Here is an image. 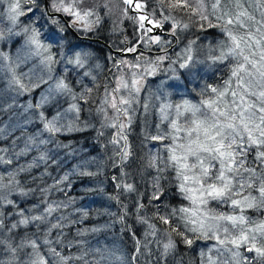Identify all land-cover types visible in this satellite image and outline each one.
<instances>
[{
    "label": "snow or ice",
    "instance_id": "obj_1",
    "mask_svg": "<svg viewBox=\"0 0 264 264\" xmlns=\"http://www.w3.org/2000/svg\"><path fill=\"white\" fill-rule=\"evenodd\" d=\"M8 8L6 11L7 19L11 24L17 23L18 17L24 16L27 13L35 15L39 12L38 20L42 19L50 25L56 26L59 32H65L68 28H75L77 31L83 29L85 32L93 30L94 26L99 25L102 17L98 14L97 8L99 5L93 7H85L87 0H24V4L27 5V11L22 9L21 0H6ZM264 2V0H262ZM123 3L136 9L146 7L149 3H155L158 7L153 8L151 12L139 16V28L145 30L147 40L142 36L140 39L145 43L151 42L153 44L160 45L162 50L166 52L164 45H169L171 42L162 39L160 35H147L153 33L154 29L164 28L165 23L172 21L170 26L169 34L174 38L178 31L187 30L189 24H180L175 21V18L171 15V10L187 11L191 10L192 16H198L200 21H209V16L204 14L205 4L204 0H195L196 7H192L189 0H144V3L136 2V0H123ZM241 0H214L210 4L211 15L215 16L217 20H223L225 23L222 26V31L226 33L231 45L228 47V51H221L218 56H210L209 58L213 62H223L228 59L229 56L233 58L243 57V63H238L235 67L231 76L237 77L238 87L242 88V92L239 95V100L236 99L237 92L232 91V100L229 102L230 107H226L221 110L217 106L216 101H201L198 105H192L189 102H184V108L186 112H190L193 119L190 121L191 127L183 128L177 124L176 120L170 121L172 129L176 132L185 131L187 133L188 144H180L177 147L183 150V155L177 156L175 154V147L172 145H165V150L169 153L167 161H161L164 167H158L156 161L157 157L153 156L149 162V167H157L159 173H163L166 168L171 167L175 172L174 183L176 186L177 193L184 197L186 200L191 202L190 207H179L172 208L167 214L161 215L159 212V205H157V212L155 216L164 224H171V231H167L168 241L163 245L164 253L162 257L167 255L169 249H175L177 240H174L173 234L179 238V242L191 247L199 239L204 240H216L219 245H223V249H218L217 259H213L212 256L201 252L202 257H206L207 264H252L246 257L238 251L241 246H245V250L248 253H255L256 258H260L261 264H264V221L256 223L252 221L250 217H247L244 212L245 209H264V49L261 50L260 58L257 61L250 60L249 56L243 55V48H241V42L245 40L243 36L237 37L228 28V25L234 22L239 25H244L242 16L247 15L245 11L235 13V21L233 19L232 7H241ZM107 7V3L103 5ZM160 10L167 11L168 14L163 15L162 19L152 20L149 16H156ZM128 9H125L127 12ZM219 11V15L216 13ZM264 16V13H262ZM135 19L134 17H132ZM249 20H254L253 16H248ZM63 21V23L61 22ZM145 23L151 25V27H145ZM195 26V21L192 22ZM264 24V20L261 21ZM201 29L204 28V24L198 25ZM217 25L211 23L207 24L208 28H214ZM257 31H259L257 29ZM10 34H13L12 28L8 29ZM22 32L26 34L27 38L24 41V46L28 47L29 53L35 56L43 57L41 64H43L47 70L48 79H52V65L58 63L50 54L51 45H45L39 39L40 32L37 28L32 26H25ZM30 33V34H29ZM19 36L21 33H14ZM248 37L252 36V32L247 33ZM5 34L0 31V40H4ZM196 43L195 40L189 41L188 46L184 49L186 55L183 57V62L179 64L180 68L189 67V62L193 60L191 53L192 45ZM247 47L252 45L245 41ZM256 44L259 45L260 41L256 40ZM42 50V51H41ZM127 51H136L135 48H129ZM44 53H49L44 55ZM89 53L87 52H76L74 57L69 59V64H75L78 67L83 68L87 61ZM0 58L3 60L11 61V57L4 53H0ZM27 57H25L26 59ZM138 61L143 59V54L137 57ZM166 59H170L166 55L158 56L154 61H151L152 67L144 69L148 75H153L156 72V68L159 64ZM17 61L24 62L21 60L19 55ZM118 65L127 64V61L121 60L117 62ZM246 65H250L252 71L246 68ZM259 65V67H258ZM18 66V64H17ZM12 72L11 85H17V91L31 92L34 89L40 88L42 84H46L48 81L44 79V76H36L34 79L29 78L27 84L22 82V79L15 73V67L12 63L5 65ZM133 68H139L140 64L130 65ZM171 67V65H169ZM243 72L245 75H240ZM28 76V74H23ZM87 75V73H86ZM135 75V74H133ZM247 77V79H245ZM95 79V78H93ZM231 77L228 81H225V86L229 85ZM131 88H129V82L123 79L117 80V86L112 88L111 92L108 91V86L105 85V98L101 101V107L97 109L98 113L103 114L104 122L101 123V129L112 127L116 128L117 132L114 134L110 143H119L117 137L125 141V147H127V136L124 135L123 129L125 128L124 123L117 125V121L120 120L121 114L128 116L129 111H135L131 109L132 103L135 101L133 92L139 93L140 86L137 79L131 81ZM212 93H217L218 97H224L228 92V88L225 87L224 91H218L216 87L207 85ZM128 90V97L124 95L117 97V93L122 90ZM256 89H259L257 91ZM51 94L55 92H67L71 93L72 89L64 82L63 79L57 80L54 86H49L48 89ZM87 93H91L92 89H86ZM81 99H84L82 94ZM254 98V99H253ZM73 99L76 96L73 95ZM49 100L48 96L41 95L39 103L32 105L29 103V108L39 109L44 103ZM107 105V107H104ZM147 110V105L144 106ZM172 107L171 105H163L161 107V113H164V109ZM108 108H111L113 115H108ZM177 116H180L179 112L180 105H176ZM202 108L210 109L208 111H202ZM75 110L79 113L81 109L78 105L73 104L70 106L68 111ZM199 114V115H198ZM61 113H57L51 120L45 118L44 113H39V118L44 122V130L50 134L59 133L62 131L76 132L84 131L88 125L83 128L77 126L78 117L76 120L60 123ZM163 120L168 119L167 114L162 118ZM128 123H131V117L129 116ZM159 127V126H157ZM203 131L204 139L201 140L200 133ZM99 136H103L104 132L101 130L98 133ZM195 136V139L192 137ZM171 138L175 141L176 137L168 134H158L151 136L150 139L156 141H164L165 139ZM29 143L35 144V140L29 138ZM41 144H46L48 141L41 140ZM58 147L68 148L71 145L58 144ZM27 149V146H26ZM255 155L250 161L249 155L252 153ZM22 154V153H20ZM17 154V155H20ZM117 155H121L122 160L126 159L130 152L121 150ZM191 158V162L189 159ZM40 160H47L46 155H41ZM0 163L11 164V160H5L0 157ZM56 163V161H53ZM256 165L259 166V171ZM34 164H29L27 168L21 166L15 172L8 173L7 177L0 174V209H3L5 205L10 206L13 211L9 212L8 215H15L19 217L14 223L7 226V231L19 228L20 226H28L34 224L37 233L40 232L41 225L47 224L48 227L43 233L44 239L38 243L39 237L35 239H29L25 236L19 245L12 246L9 242L5 245L6 251L11 253V259L6 264H21L17 259V252L25 247L32 249L31 253H28V258L22 262V264H48V259L40 252L41 246L48 248V255L52 258L53 264H71L73 261H83V264H89V261L85 259L87 253H82L80 256H65L60 251H57L55 247H51L53 243L62 244V241L58 238L56 241L49 239L53 229L62 230L66 225L63 223L68 218L61 215L56 223H50L48 217L56 212L59 208L69 207L70 204L74 203L73 200H69L68 203L64 202H53L48 203L45 199L41 203L46 205L43 211L38 215H33L39 208V204H33L30 208L20 207L14 200L9 199V195L13 191L18 190V194L21 197H28L36 189H27L20 187L19 181L16 180V175L19 172H25L32 167ZM80 175H94L91 172H81ZM167 179L158 175L154 178L155 183L153 185L155 191L151 200H159L160 195L164 193L163 187L160 185L161 179ZM36 179L35 177L33 178ZM113 180L117 178L112 177ZM69 181V175L65 174L60 180H57L54 185L48 188L39 189L41 193H48L52 188L63 191L59 188V185ZM258 184V187H257ZM70 186V185H69ZM117 188H123L125 191H135L132 184L118 183ZM258 192V196H244L243 199H237L235 197L240 195V192L245 189H253ZM150 200V202H151ZM210 202H217L218 204L229 205L233 213L237 211L239 214H229L225 212H215L214 210L207 209L206 206ZM140 207H144L140 205ZM178 214H182L179 215ZM87 212H83L82 216H87ZM123 220V217H121ZM5 213L0 211V231L5 229ZM142 222H146L142 218ZM225 222V223H221ZM71 223V221H70ZM254 225L248 227V225ZM150 228L155 229V225H149ZM86 231V230H85ZM96 231V229H92ZM220 232H223L224 238L220 237ZM62 234V233H61ZM83 232H79L78 235H83ZM155 232H153V235ZM81 246L83 241L78 242ZM0 244H5V241L0 239ZM231 244L234 248L228 247ZM71 243L68 247H71ZM217 245H212L208 249L211 253L213 249H216ZM231 253L229 259L220 260V256L223 255L224 251ZM95 251L99 252V249ZM103 259V257H101ZM93 264H101L100 260H96ZM203 264V261H202Z\"/></svg>",
    "mask_w": 264,
    "mask_h": 264
},
{
    "label": "rangeland",
    "instance_id": "obj_2",
    "mask_svg": "<svg viewBox=\"0 0 264 264\" xmlns=\"http://www.w3.org/2000/svg\"><path fill=\"white\" fill-rule=\"evenodd\" d=\"M242 5V4H241ZM240 9H237L236 7H232V14L233 19L235 21V13L240 11H245L247 15L242 16L241 19L244 20V25H239L237 23H233L231 25H228V28L233 32L234 35H236L238 38L243 36L245 38L244 41L241 42V48H243V55L249 56L250 60L257 61L260 58L261 50L264 49V24L261 23L262 20H264V16H262L260 8L263 7L262 4H259L256 0H248L245 7ZM8 8V4H7ZM252 8V9H250ZM257 9V10H256ZM256 10V11H255ZM252 11V12H251ZM248 16H253L254 20H249ZM39 17V14L38 16ZM170 23L172 21H169ZM19 23V17L17 20V23ZM15 24V25H16ZM13 24H11L12 32L13 34H10L8 32V27L0 26V31H3L5 34V39L0 40V53H4L11 57V61L3 60L0 58V81L2 82L3 86L0 88V93H8L10 97L16 100H21L24 102H21L22 109L19 113H15L10 119H8L9 126L6 127L3 131L4 140L9 139L11 135L15 136V139H20L21 142V152L17 151V154L22 153L24 155V158H21L20 156H16L15 152L11 149V146L5 145L2 146L0 144V157H3L5 160H11V164H4L0 163V174H3L5 177H7L8 173L15 172L18 168L21 166L27 168L29 164H34L35 166L31 169L25 171V172H19L16 175V180L19 181L20 187H23L25 190L27 189H36L35 193H32L28 197H21L22 199H19L16 203L23 208H30L33 204H39L41 200H47L48 203L50 202V199L54 198L56 203L64 202L68 203L69 200H72L73 197H70L63 191L53 190L51 189L48 193H41L39 189L41 188H48L49 185L46 183V180H53L54 183H56L57 180H60L59 177V170L61 167V160L62 158H65L68 156L69 160L74 161L75 164L78 166H89L90 163H95V166L97 167L99 162H103V169H107L110 165V172L109 173V179H106L103 182V187L106 189L108 186H110L112 183V189L113 192H102L107 193L109 197L104 198L106 204L108 205V212L107 213H101V214H95L92 221L93 223L89 226V212L77 209L75 207V204L72 203L69 205V207L59 208L56 212H53L50 217H48V220L50 223H56L57 219L63 215L67 217L68 219L65 220L63 223L66 225L62 230L53 229L51 235L48 237L49 239L56 241L58 238L62 241V244H55L53 243L51 247H55L56 250H60L62 255L65 256H80L82 253H87L85 256V259L89 261V264H93L94 261L100 260L101 264H182L180 258L177 257L175 253V249H169L167 255L162 257V253H164V247L163 245L167 243L168 236L167 232H161L155 226V229H152L147 227L145 231L139 235L138 233L134 232V229L131 227V222L129 219V212L132 202L135 199V191H125L123 188H117L116 185L118 183H127L132 184L134 188L136 189L137 186L131 181V183L128 182L126 172L123 169V166L126 167V163L129 162L130 158L132 157V147L131 142L129 141V128L132 126L135 114L130 113L128 116H125L121 114L120 120L117 121V125L120 123H124L125 128L123 129L124 135L127 136V147H125V141L123 139H120V137H117L119 140V143H110L112 141L114 134L117 132L116 128L107 127L104 129H101V123L104 122V116L101 113H98L96 110L95 114V108L94 110L88 114V117L84 119V116L86 113L79 112L76 113L75 110L68 111L71 105L76 104L78 107L80 106L78 103V96L75 92L79 91V88L77 87L75 90L71 88L70 81L68 80V74L73 70L76 69L78 71H90L93 64L91 62V57L88 56L87 61L85 62V65L83 68L76 66L75 64H69V59L74 57V54L77 51H68L66 52L67 48H59L55 41L57 40V31L55 29H50L48 26H45V24H38L33 23L32 27H35L40 32L39 39L41 42L45 45H51L50 54L53 55L54 59L58 61V63H55L52 65V72L51 77L52 79H48V73L43 64H41V59L43 57L41 56H35L31 55L29 53L28 47L24 46V41L26 40L27 36L22 32V29L25 26H30L27 23L23 24L22 26H19V29H16ZM257 29L259 31H257ZM82 33L84 35H87L89 32H85L83 29H81ZM251 31L252 37H248L247 33ZM21 33L19 36L15 35L14 33ZM141 32L143 36L145 35V30L141 29ZM30 34V33H29ZM55 34V35H54ZM149 35V34H147ZM225 38L224 40L216 39V41H211V38H208V42L205 41V48L209 51V57L214 56V54L220 53L221 51L227 52L228 47L231 45V41L229 40L228 36L224 32ZM59 37V36H58ZM20 39V44L15 48L17 41L16 39ZM162 39L167 40L162 37ZM256 40L260 41V44H256ZM168 41V40H167ZM245 41L247 43L251 44V47H247L245 44ZM69 42V41H68ZM218 45H213L214 43H217ZM167 45H164L165 47ZM188 46V43L184 46V49ZM12 47L15 48L14 51H12ZM86 47V46H83ZM144 47L147 50H151V48H161L160 45L153 44L151 42L145 43ZM218 47V48H216ZM90 49L94 50L93 47H90ZM184 55L186 53L184 52ZM42 51V50H41ZM14 52V53H13ZM208 53V52H207ZM49 53H44V55H48ZM194 59L195 56V49L192 47L191 53H190ZM21 58L24 62L17 61V56ZM25 57H27L25 59ZM110 58V57H109ZM156 58L153 56L150 57L144 64H140L137 60L133 59H122L124 61H127V64L124 65H118L117 62L121 61L120 58L117 60L109 59V62L112 60V66L111 70H113L114 77L107 78L105 80V85L108 86V91L111 92V89L117 86V80L123 79L129 82V88H131V81L133 79H125V70H133L134 74H136V79L139 81V85L143 86V78L149 77V76H156L158 75V70L161 69L164 66V62H161L159 66L156 68V72L153 75H148L147 72L144 71L146 68L152 67L151 61H154ZM230 59H233L236 65L233 67L238 66V63L240 61H243V57L233 58L232 56H229L228 59L224 61H229ZM193 61V60H192ZM190 61L189 64L192 62ZM223 61V62H224ZM12 63L13 67H15V73L18 77L22 79V82L25 84L28 83L29 78H35L36 76H44V79L48 82L46 84H42L40 88L34 89L31 92H21L17 91V85H11L10 81L12 79V72L9 71L5 65ZM136 63L140 64L139 69H134L133 67H130V65H135ZM213 63H221L219 61L213 62ZM212 63V64H213ZM243 63V62H242ZM18 64V66H17ZM124 67H130V68H124ZM259 67V65H258ZM246 68H248L250 71H252L250 65H246ZM28 74V76H25L23 74ZM245 75V73L242 74V76ZM231 77L229 85L225 86L220 85L216 87L218 91H224L225 87L228 88V92L224 97H218L217 93H213V97L210 100L208 96L201 97V99H198L197 101H194L196 104L191 103L192 105H198L201 103V101H216L217 106L224 110L226 107H230L229 102L232 100L231 92L236 91L237 97L236 99L239 100V95L242 92V88L238 87L236 78H233V76L227 77L226 81L229 80ZM63 79L65 83H67L70 88L72 89L71 93L67 92H55L53 91L51 94L49 93L48 89L49 86H54L57 80ZM246 79V78H245ZM259 91V89H256ZM122 94L125 96V98L128 97V90H122ZM45 95L49 97V100L47 103H44L43 106L39 109L36 108H29L28 105L31 103L32 105H35L40 102L41 95ZM135 94V92H133ZM73 95L76 96V99H73ZM117 97H119L121 94L117 93ZM157 98L160 101V109L164 105L165 100H163V97L167 96L168 93L165 91V84L162 83L159 86V89L156 92ZM254 99V98H253ZM151 100H152V94L148 90L146 93V104L147 105V114L150 111L151 106ZM184 102L186 100H183ZM62 104V105H61ZM134 104V102L132 103ZM135 104L138 105L139 102L135 101ZM166 105H171L172 107H168L164 109V113H162V116L167 114L168 119L164 120L168 123L169 128L168 132L167 130L162 129L161 134H168L170 133L171 136L176 137L175 141H173L171 138H168L169 142L167 143L164 141H161L160 144H158L157 149L155 148V153L158 158L159 167L164 166L161 161H167V158L169 156V153L165 150V145H172L175 147L176 151L175 154L177 156L183 155V150L177 147L180 144L187 145L188 139L187 133L185 131L176 132L174 129H172L170 121L176 120L177 124L179 126H182L183 128L191 127L190 121L193 119L190 112H186L184 108V103H176L169 101ZM176 105H180L179 112L181 113L180 116H177V108ZM104 107H107V105H104ZM62 110L60 111V109ZM47 110H51V112L56 115L59 111L61 113V120L60 123H67L71 120H76L78 117L77 126L80 128H83L85 125H88L84 131H76V132H67L62 131L59 133H53L50 134L47 131L44 130V122L39 118V113L43 112L46 119H48V112ZM113 111L111 108H108V115L112 116ZM202 111H208L210 112V109L202 108ZM199 115V114H198ZM129 116L131 117V123H128ZM54 117V116H53ZM52 117V118H53ZM51 118V119H52ZM50 119V120H51ZM93 131L95 134V137H91L89 135V131ZM103 131L104 135L99 136V131ZM81 134L78 138H76V135ZM29 138H32L35 140V144L29 143ZM201 140L204 139L203 137V131L201 130L200 133ZM192 139H195V136L192 137ZM45 140L48 141L46 144H41L40 141ZM88 142L97 143L99 146L94 148V154L89 156V159H85V151L86 146ZM15 145V143H13ZM58 144H64V145H71L68 148L58 147ZM27 146V149H26ZM156 146V144H155ZM121 150L130 152V155L123 159L121 158V155H117L118 152H121ZM46 155L48 157L47 160H40L39 157L41 155ZM255 155L253 152L251 155H249V160H252V157ZM97 157V159L95 158ZM85 159V160H83ZM103 159V160H102ZM53 161H56V163H53ZM189 162H191V158L189 159ZM77 165L74 167L75 170L77 169ZM112 166V168H111ZM257 170L259 171V166L256 165ZM119 169V173H114L115 169ZM172 170L171 167L166 168V171ZM84 172H88L87 170ZM116 177V180H113L112 177ZM36 178L35 180L33 178ZM71 177L69 176V179ZM35 184L37 187H35ZM258 187V184H257ZM40 192V193H39ZM247 192H251L254 195L258 196V192L255 190V188L249 190L245 189L240 192V195L235 197L237 199H243L244 196H251L247 194ZM38 194V200L35 201L32 197L33 194ZM11 195H16L17 198L19 197L18 190L13 191ZM9 195V197L11 196ZM11 199V198H10ZM13 200V199H12ZM111 204V206H110ZM191 202L186 200L180 207H190ZM211 209L215 212H225L229 214H239L237 211L236 213H233L229 205L225 204H218L217 202H210L206 206V210ZM249 209H245L244 214L247 217H250L252 221H255V218L247 213ZM13 211L11 209L9 212ZM110 211V213H109ZM9 212L5 213V221L7 223L11 222L12 216H9ZM83 212H87V216H82ZM142 212V217L144 221L149 220L150 214L148 211L136 210V215H140ZM262 214H264V209H262ZM38 215V214H36ZM182 215V214H179ZM15 216V215H14ZM121 217H123V220H121ZM16 219L19 217L15 216ZM71 221V223H70ZM260 221H264V218L261 217ZM87 222V223H86ZM85 223V224H80ZM150 223V222H149ZM225 223V222H221ZM259 223V222H258ZM151 224V223H150ZM33 225V224H30ZM6 226V224H5ZM254 225L249 224L248 227H253ZM22 228H26L27 226H21ZM48 227V225H47ZM90 227V229H89ZM92 229H96V231H92ZM86 230V231H85ZM42 231V227L40 229V232ZM57 231L59 233V236L55 233ZM4 234H7L8 231L6 230V227L3 231H1ZM37 233V229L34 230H28L26 235L30 237V239H35L37 237L41 238V234ZM79 232H83V235H78ZM153 232L155 234L153 235ZM62 233V234H61ZM97 235L101 236L104 240L103 244L106 243V247L101 251V255L97 256L96 253L93 251L92 246H94L93 241L97 238ZM224 233L220 232V237L224 238ZM174 239V237H172ZM44 239V238H43ZM41 239V240H43ZM175 240V239H174ZM83 241V245L81 246L78 242ZM208 241V240H205ZM40 241H38L39 243ZM71 243V247H68V245ZM201 243V252L206 253L207 255L212 256V258L215 260L218 256V249H223V245H219L216 240H209V244L204 246V243L200 241ZM102 244V245H103ZM203 244V245H202ZM217 245L216 249H213L211 253L208 252V249L212 247V245ZM228 247L234 248L233 245L229 244ZM130 248H133L131 251ZM234 250H236L234 248ZM238 251L242 254V256L246 257L248 261L254 262L259 261L261 264L260 258L253 259L255 257V253H248L245 250V246H241ZM40 252L49 259L48 255V248L45 246H41ZM109 255V257H107ZM16 256L20 257V254H16ZM231 256V253L224 251L223 255L220 256V260H226L229 259ZM103 257V259H101ZM201 257V264L203 261V264H207L206 257ZM28 258V257H27ZM71 264H83V261L77 260L71 262ZM246 264V262H245Z\"/></svg>",
    "mask_w": 264,
    "mask_h": 264
},
{
    "label": "trees",
    "instance_id": "obj_3",
    "mask_svg": "<svg viewBox=\"0 0 264 264\" xmlns=\"http://www.w3.org/2000/svg\"><path fill=\"white\" fill-rule=\"evenodd\" d=\"M22 7H26L27 5L24 4V0H22ZM259 4H262L263 7L258 9L261 12H264V2L262 0H256ZM142 3H144V0H141ZM205 2V10L204 14L209 16V21L215 25H217L214 28H208L207 24L209 21H200L198 16H192L191 10L187 11H180V10H171V15L175 18V21L179 22L180 24H189L190 27L187 30L178 31L176 34L183 43L186 39L187 43L189 41L195 40L196 44L200 48H204L205 53H200L202 56L206 53V48L204 41L208 38V35L211 33V31H214V33L210 36L217 37L221 35L220 30H222V26L225 22L223 20H217L215 16L211 15V7L210 4L214 2V0H204ZM107 3V7H103V5ZM189 3L192 5V7H196L195 0H189ZM95 5H99L100 7L97 8L98 14L102 17L101 22L99 25L94 26L93 34L91 36L98 37L106 42H108L113 47H123L125 45V41H128L131 46L137 44L140 40V32L137 25V20L133 19H125L124 16H130L136 18L133 14H127L124 13V8H126V4L123 3V0H87L85 7H93ZM158 6L155 3H149L146 7H144L145 10L148 12H151L153 8H157ZM257 10V9H256ZM255 10V11H256ZM168 14L167 11L160 10L159 14L154 16L155 19H162L163 15ZM216 15H219L217 13ZM193 21H195V26H193ZM172 23V22H171ZM171 23H166V27L170 28ZM200 23L204 24V28L201 29L198 25ZM68 35L72 37L71 39L77 43H79V40H77L72 33L67 31ZM223 35V33H222ZM221 35V36H222ZM207 36V37H206ZM203 38V40H201ZM77 41H76V40ZM199 39V40H196ZM95 47H100V49H104V53L109 54L107 48L100 44H94ZM178 48L171 51V54L168 56L170 59H166L165 65L166 67L168 64H172L174 66L175 74L179 70L182 71V68L179 67V64L181 63L180 59L177 57ZM97 51V50H96ZM98 52V51H97ZM208 52V58H209V51ZM100 55L104 53L98 52ZM220 53L214 54V56H218ZM243 61H240L239 63H242ZM236 65L233 59H230L229 61L221 62L220 66L211 68L213 65H210V63L206 62L204 65L201 66V63L198 64V67H195L193 69V72L186 76L185 83H184V89L190 88L191 93L190 97L193 101L200 99L201 96L204 95H211L212 92L210 89L207 88V85H212L213 87H218L220 85H224L227 77L231 76V72L233 70V67ZM172 66V67H173ZM201 66V67H200ZM211 68V69H210ZM195 73V74H194ZM243 72L240 73L242 75ZM167 75V70L161 69L158 76L155 77H148V83L152 85V88H155L156 84ZM183 75V74H182ZM236 78L237 77H233ZM247 79V77H245ZM3 84L0 81V88H2ZM91 88L92 92L87 93L86 89ZM80 89L82 90L80 95L78 96V103L80 105L81 112L86 113L84 116V119L88 117V114L91 113L95 108V114L97 113L96 110L99 108V104L102 97V89H103V83H102V77L99 82L97 83H90L87 76H84L81 78L80 83ZM84 95V99H81V95ZM182 94H178L177 96H174V99L176 101L180 100ZM13 98L8 95V93H0V127L3 123L7 121V119L10 117L12 111L10 104L12 103ZM16 102V101H15ZM17 103V102H16ZM5 121V122H4ZM157 121V115L156 113H152L150 117H146L144 120L141 119V121L138 119L134 127H132V135H131V147H132V157L130 158L129 162L126 163V167L128 169L129 175L131 178L129 181H132L137 186V195L138 199L140 200L141 196V205L146 208V210L153 216V219L149 221L152 223L154 221V224L157 225L159 228H161L164 232L171 231V224H164L160 220H158L155 216V213L157 212V205H159V212L161 215L167 214L171 211L172 208H177L179 205L183 203L182 196H180L176 191V186L174 183L175 176H171V174L166 173L165 176L163 173H159L157 171L156 167H149V162L152 160V157L155 156L154 148L151 144V142H156V140L150 139L151 136H154V133L152 130L155 127V123ZM150 127V129H149ZM89 135L91 137H95V134L93 131H89ZM81 136V134L76 135L75 137L78 138ZM2 136H0L1 139ZM0 143L11 144V141H0ZM99 146L97 143L88 142L86 146V154L91 155L94 154V148ZM11 149L14 150V152L17 154L18 152H21V147L17 144H12ZM22 156V155H21ZM63 168L61 169V176L63 177L65 174H68L69 176L71 173L70 170H66L67 168H70L71 170L74 169L73 164L74 161L69 160L68 156L63 158ZM157 163V161H156ZM73 167V169H72ZM158 175H161L162 177H167V179H161L160 185L164 189V193L160 195L159 200H151V197L153 196V193L155 191L153 185L155 183L154 178ZM104 177H100L102 179ZM46 183L51 186L54 185V183L51 182V180L47 179ZM70 185V186H69ZM63 187V191H67L68 187H71L73 191L71 192H77V193H92L94 196H97L100 192H106L109 189H106L103 187V183L100 182L98 177L96 175H91L90 178L86 176H82L80 174H75L69 179V181L64 182L59 185V188ZM93 188L96 189V191H91ZM142 192V193H141ZM19 199H22L21 196L18 197ZM151 200V202H150ZM91 211L94 212L95 210H102V202L100 200H94V202H89ZM12 208L11 207H5L3 209H0V211L3 212H9ZM141 209V207H140ZM42 212V208H39L36 212L32 213L33 215L40 214ZM94 213L92 214V217ZM135 216L131 214V227L132 229L138 227L139 231L138 234H142L143 228L147 227L149 224L146 223L145 226H143V222L141 218L133 219ZM11 222L6 224V230L7 226H9L11 223H14L17 219L13 215L11 218ZM34 225V224H33ZM30 226L28 225L25 229L21 226L17 229L12 230V232H8L7 234H4L0 231V239L5 241V244H0V264H6L7 261L11 259V253L6 251L5 245L7 243H11L12 246H17L20 244L21 240L27 236L26 233L28 230H30ZM42 231L40 232L41 238H39L38 241H41V239L44 238L43 233L47 228V224L41 225ZM90 229V227H89ZM36 228L34 229V231ZM145 230V229H144ZM55 233L59 236V233L55 231ZM29 239L30 237L27 236ZM173 237L175 240H177L178 247L180 249V252L178 253V257L181 260L182 264H200V258L198 253V245L200 241L204 242V239H199L194 243L193 250H189V246L185 245L183 243L179 242V238L173 234ZM96 240H100L99 237L96 238ZM56 244V243H55ZM94 246H92L93 251L96 253L97 256L101 255V246L102 243L100 241H97L94 243ZM187 246L184 249H181V246ZM96 249H99V252L95 251ZM32 249L30 247H25L23 249L18 250L17 254H20L21 256L17 259L21 262L26 260L28 257V253H31ZM60 251V250H58ZM61 252V251H60ZM48 264H53L52 258L49 257Z\"/></svg>",
    "mask_w": 264,
    "mask_h": 264
},
{
    "label": "water",
    "instance_id": "obj_4",
    "mask_svg": "<svg viewBox=\"0 0 264 264\" xmlns=\"http://www.w3.org/2000/svg\"><path fill=\"white\" fill-rule=\"evenodd\" d=\"M137 1V0H136ZM138 13H140V14H143V15H145L146 13H144V12H142V11H140V10H138L137 11ZM146 25H148L147 23H146ZM148 26H151V25H148ZM156 33H158V32H156Z\"/></svg>",
    "mask_w": 264,
    "mask_h": 264
}]
</instances>
